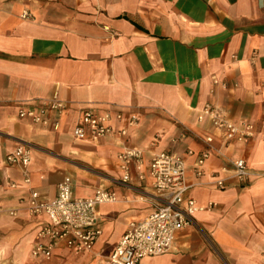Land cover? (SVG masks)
Masks as SVG:
<instances>
[{
  "label": "crops",
  "instance_id": "0c3cea01",
  "mask_svg": "<svg viewBox=\"0 0 264 264\" xmlns=\"http://www.w3.org/2000/svg\"><path fill=\"white\" fill-rule=\"evenodd\" d=\"M54 97L66 108L59 130L18 117ZM206 105L231 123L252 124L254 136L226 141L208 118L199 120ZM86 110L122 118L111 121L112 135L76 140L72 128ZM18 144L31 149L29 185L6 162ZM125 148L143 154L122 183ZM161 152L185 162L183 199L215 206L176 232L168 253L140 264H261L264 0H0V264H105L129 223L155 209L149 164ZM234 159L246 162L244 184L221 172ZM214 175L225 178L223 188ZM64 177L75 196L104 188L116 200L97 207L102 234L92 251L59 244L49 260L33 258L46 218L28 213L29 190L51 200Z\"/></svg>",
  "mask_w": 264,
  "mask_h": 264
},
{
  "label": "built area",
  "instance_id": "2783aa9c",
  "mask_svg": "<svg viewBox=\"0 0 264 264\" xmlns=\"http://www.w3.org/2000/svg\"><path fill=\"white\" fill-rule=\"evenodd\" d=\"M28 17V13L22 14V18ZM65 109V105L54 97L35 110H19L18 117L27 120L31 125L50 127L57 131ZM121 118L120 113L113 114L108 111L98 114L86 110L73 126L72 136L76 140H86L112 135L111 121ZM204 118H208L222 132L226 141H246L255 134L252 124L245 121L239 124L231 123L210 105L202 109L199 120ZM125 133L124 130L118 132L119 135ZM142 154L143 151L136 148H125L120 153L118 162L122 183L129 182V165L132 160L138 168L140 167ZM188 154L192 155L193 152L189 151ZM208 157L209 150L201 151L196 157L198 175L202 173V166ZM6 162L19 166L24 171V184H30L27 173L31 162L29 146L18 144L6 156ZM221 172L229 173L228 177L239 184L246 183L249 178V171L243 159L230 160L228 166L221 167ZM149 176L158 205L142 220L129 223L112 253L104 259L105 264H140L144 258L168 253L172 248L175 233L189 226L197 212L209 211L215 206L213 202L201 206L194 199H183L188 185L185 162L180 156L164 152L154 155L149 164ZM214 177L215 184L223 188L225 178L217 175ZM10 187L15 188L16 184L11 183ZM115 200V195L104 188L96 189L90 197L75 196L70 177H64L57 184L55 197L48 201L41 200L38 192L30 188L28 213L36 218L41 215L46 218V222L37 232L31 256L49 260L59 244H64L74 252L92 251L102 234L97 207ZM3 212L0 197V215ZM10 213L14 215L13 212ZM261 264H264V254Z\"/></svg>",
  "mask_w": 264,
  "mask_h": 264
},
{
  "label": "bare ground",
  "instance_id": "6f19581e",
  "mask_svg": "<svg viewBox=\"0 0 264 264\" xmlns=\"http://www.w3.org/2000/svg\"><path fill=\"white\" fill-rule=\"evenodd\" d=\"M82 188V187H81ZM94 188V187H93ZM87 190H89V189H87ZM90 191V190H89ZM78 193V192H77ZM83 194V193H82ZM77 195V194H76ZM21 254V253H20ZM22 256V255H21ZM17 257V256H16ZM20 259V258H19Z\"/></svg>",
  "mask_w": 264,
  "mask_h": 264
},
{
  "label": "rangeland",
  "instance_id": "374dc122",
  "mask_svg": "<svg viewBox=\"0 0 264 264\" xmlns=\"http://www.w3.org/2000/svg\"><path fill=\"white\" fill-rule=\"evenodd\" d=\"M158 205V202L154 205L155 207Z\"/></svg>",
  "mask_w": 264,
  "mask_h": 264
}]
</instances>
